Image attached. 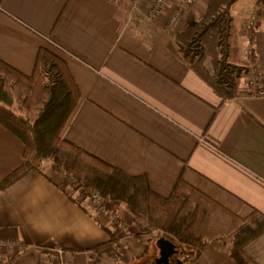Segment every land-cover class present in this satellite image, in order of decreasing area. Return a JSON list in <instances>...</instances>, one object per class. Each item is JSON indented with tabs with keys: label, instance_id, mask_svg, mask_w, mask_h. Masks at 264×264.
<instances>
[{
	"label": "crops",
	"instance_id": "0c3cea01",
	"mask_svg": "<svg viewBox=\"0 0 264 264\" xmlns=\"http://www.w3.org/2000/svg\"><path fill=\"white\" fill-rule=\"evenodd\" d=\"M131 1L0 0V61L29 76L40 48L63 60L80 98L61 137L144 177L156 195L169 197L180 178L241 220L253 212L264 217V97L247 96L243 78L238 95L221 102L169 47L207 0H194L170 27L178 0L153 22L133 15ZM245 2L240 25L229 10L237 59L254 65L264 82V23L244 30L258 0ZM22 155L21 141L0 125V181ZM67 193L53 171H30L0 190V264H145L157 255L124 207L109 205L112 224ZM244 251L264 264V231ZM186 264L235 262L227 244L212 241Z\"/></svg>",
	"mask_w": 264,
	"mask_h": 264
},
{
	"label": "trees",
	"instance_id": "16d2710c",
	"mask_svg": "<svg viewBox=\"0 0 264 264\" xmlns=\"http://www.w3.org/2000/svg\"><path fill=\"white\" fill-rule=\"evenodd\" d=\"M236 1L207 0L204 13L176 32L169 45L221 102L234 99L240 80L250 73L237 59L229 13ZM79 98L64 61L44 48L38 50L29 76L0 61V125L23 145V162L0 181V190L30 171L42 174L41 165L48 162L52 171L72 180L75 189L97 191L104 200L123 205L150 240L164 237L174 244L184 264L212 241L227 244L235 264H255L244 248L264 231L259 213L241 220L180 178L169 197L162 198L144 177L128 176L65 141L61 131ZM73 194L67 193L69 198Z\"/></svg>",
	"mask_w": 264,
	"mask_h": 264
},
{
	"label": "built area",
	"instance_id": "2783aa9c",
	"mask_svg": "<svg viewBox=\"0 0 264 264\" xmlns=\"http://www.w3.org/2000/svg\"><path fill=\"white\" fill-rule=\"evenodd\" d=\"M170 0H132L130 3V12L133 15L141 14L147 22H153L159 18L167 9ZM194 0H179L174 11L167 17L166 23L170 27L175 24L178 19L189 11L193 6ZM131 18L128 19V22ZM264 23V4L258 3L249 15L246 17L243 28L246 32H252L257 23ZM132 31V30H131ZM250 52L248 55L250 56ZM250 73L246 77V95L252 98L264 97V82L261 72L254 66H249ZM76 187V186H75ZM77 198L87 203L89 209L96 215L116 221V216L107 207V203L97 191H83L80 188L75 189Z\"/></svg>",
	"mask_w": 264,
	"mask_h": 264
},
{
	"label": "rangeland",
	"instance_id": "374dc122",
	"mask_svg": "<svg viewBox=\"0 0 264 264\" xmlns=\"http://www.w3.org/2000/svg\"><path fill=\"white\" fill-rule=\"evenodd\" d=\"M179 1V0H178ZM245 4H246V2H245V0H237L236 2H235V4L231 7V15L233 16V19H234V22L235 23H238V25H240L241 24V22H242V18H244V16H245V12H244V10H246V7H245ZM175 6V5H174ZM193 7V6H192ZM191 7V8H192ZM191 8L189 9V10H191ZM173 11H174V7H173V9L169 12L170 13V15L173 13ZM244 12V13H243ZM243 14V15H242ZM181 18H182V16L178 19V21H181ZM41 170H42V172H44V173H47V172H52V170H51V168H50V164L48 163V162H44V163H42V165H41ZM54 173H58V174H60L61 175V177L63 178V180H64V182H65V185H66V187H67V191L68 192H71L72 190L74 191V194L75 195H77V193L75 192L76 190H75V184H73V182H72V180H70V179H68V178H66L62 173H60V172H55V171H53ZM83 191H87V192H89L88 190H83ZM79 198V197H78ZM80 199V198H79ZM105 202L107 203V207L108 208H110L109 207V205L110 204H112L111 202H109V201H106L105 200ZM121 207H124L123 205H121ZM128 212V211H127ZM115 223H117V221H112V224H115ZM148 236H149V234H148ZM150 237V236H149ZM154 242H155V240H154V238L151 240V246L152 247H154ZM155 257V253H153L152 254V256H148V258H146V261H145V264H150L151 263V261H152V259Z\"/></svg>",
	"mask_w": 264,
	"mask_h": 264
},
{
	"label": "water",
	"instance_id": "95a60500",
	"mask_svg": "<svg viewBox=\"0 0 264 264\" xmlns=\"http://www.w3.org/2000/svg\"><path fill=\"white\" fill-rule=\"evenodd\" d=\"M154 245L157 249V255L150 264H184L183 260L177 258L179 251L169 240L159 237Z\"/></svg>",
	"mask_w": 264,
	"mask_h": 264
}]
</instances>
